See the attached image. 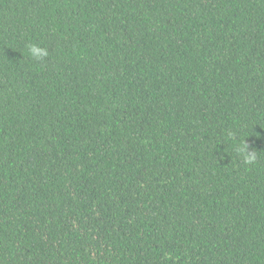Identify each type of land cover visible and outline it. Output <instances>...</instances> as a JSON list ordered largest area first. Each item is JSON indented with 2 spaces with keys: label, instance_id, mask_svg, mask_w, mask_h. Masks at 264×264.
<instances>
[{
  "label": "trees",
  "instance_id": "trees-1",
  "mask_svg": "<svg viewBox=\"0 0 264 264\" xmlns=\"http://www.w3.org/2000/svg\"><path fill=\"white\" fill-rule=\"evenodd\" d=\"M0 264H264V0H0Z\"/></svg>",
  "mask_w": 264,
  "mask_h": 264
},
{
  "label": "clouds",
  "instance_id": "clouds-1",
  "mask_svg": "<svg viewBox=\"0 0 264 264\" xmlns=\"http://www.w3.org/2000/svg\"><path fill=\"white\" fill-rule=\"evenodd\" d=\"M27 55L34 61L43 62V60L48 56V52L45 48L40 47L37 44L29 43L26 45ZM245 149H249L248 145L245 144ZM255 160V153L249 152L246 156V162H252Z\"/></svg>",
  "mask_w": 264,
  "mask_h": 264
}]
</instances>
